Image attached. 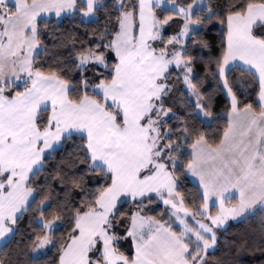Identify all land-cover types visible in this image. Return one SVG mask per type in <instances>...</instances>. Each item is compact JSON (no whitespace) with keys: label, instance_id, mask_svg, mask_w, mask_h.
<instances>
[{"label":"snow or ice","instance_id":"1","mask_svg":"<svg viewBox=\"0 0 264 264\" xmlns=\"http://www.w3.org/2000/svg\"><path fill=\"white\" fill-rule=\"evenodd\" d=\"M0 264H264V0H0Z\"/></svg>","mask_w":264,"mask_h":264}]
</instances>
